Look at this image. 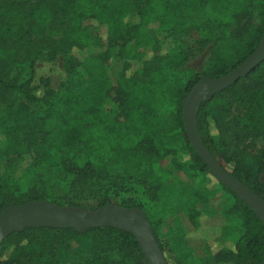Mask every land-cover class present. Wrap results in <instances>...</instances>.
I'll return each instance as SVG.
<instances>
[{"label":"trees","instance_id":"trees-1","mask_svg":"<svg viewBox=\"0 0 264 264\" xmlns=\"http://www.w3.org/2000/svg\"><path fill=\"white\" fill-rule=\"evenodd\" d=\"M185 1L0 0V130L22 137L6 136L2 144L0 194L10 189L5 177L11 175L16 200L0 203V211L39 200L22 191L26 176L36 167L63 172L81 184L106 180L112 195L105 197L101 206L141 210L164 256L147 207L158 199L165 170L162 163L169 158L170 168L188 167L228 193L232 202L226 212L239 221L240 234L234 244L221 234L211 235L212 244L205 237L204 264H260L264 260V223L210 173L192 148L181 104L200 80L226 75L253 53L263 32L264 0L257 2L260 19L256 24L244 19L245 0ZM200 9L203 14L198 17ZM161 13L173 34L192 39L201 29L210 31L200 44V48L210 45L202 71L184 69L194 56V47L174 43L173 50L164 47L162 51L158 38L147 34ZM86 23L119 32L125 42L133 41L121 53L123 81L116 89L123 122L98 115L103 92L97 84L106 77L102 61L85 60L74 69L67 68V78L57 88L50 76L36 78L31 67L36 59L52 62L60 55L89 48L93 37ZM148 51L151 56L146 60ZM133 63L136 66L131 69ZM178 73L179 80L173 83ZM169 96L175 99L173 107ZM196 119L210 154L264 200V150L259 153L255 146L258 139L264 141V60L244 78L202 102ZM49 123L60 126L49 127ZM78 123L87 125L85 134ZM26 137L31 139V152L20 144ZM112 177V182L107 181ZM126 191L146 199L129 205L118 202L117 195ZM185 213L189 224L197 227L198 209L189 204ZM94 233L112 237L113 247L91 251ZM85 253L92 254L90 264H147L133 235L110 227L83 233L52 228L12 232L0 243V264H81Z\"/></svg>","mask_w":264,"mask_h":264},{"label":"rangeland","instance_id":"rangeland-1","mask_svg":"<svg viewBox=\"0 0 264 264\" xmlns=\"http://www.w3.org/2000/svg\"><path fill=\"white\" fill-rule=\"evenodd\" d=\"M174 1L179 4L186 3L185 0ZM259 1L261 0L244 1V19L246 22L256 24L259 21L260 16L256 6ZM200 10H197L198 17L202 16L201 13L203 14ZM85 25L89 26L93 37L89 48L85 51H74L67 56L60 55L52 62L36 59L31 67L34 69L36 78L50 76L53 87L57 88L61 82L66 80L67 68L74 69L85 60L102 61L106 67V77L97 84L98 91L103 92V96L99 97L101 106L98 108V115L103 120L123 122L125 115L119 103L116 89L118 84L123 81L122 74H120L124 61L121 58V53L129 49L133 45V41L125 42L120 37L119 32H113L112 30L108 32L107 29L96 27L93 23H86ZM152 28L147 31V34L158 38L161 47H163L162 51H165L164 47L172 49L174 43H183L185 46L194 47V56L189 58L184 65V69L199 72L207 66L210 45L200 48V44L204 42L205 35L210 31L205 32L201 29L194 34L192 39L182 37V33L173 34L169 31V20L162 13L158 15L157 22ZM146 54L144 59L149 60L151 54L149 51ZM135 66L136 63H133L131 69ZM131 69L127 72V75H130ZM179 76L178 73L176 75L177 79L172 82H178ZM167 100L169 106L173 107L175 99L169 96ZM15 104L18 105L19 102L16 101ZM2 110L3 106H0V119ZM49 124V127L54 128L56 125L60 126L58 123ZM77 126L85 134L87 125L78 123ZM6 136L9 138H22L14 136V132L6 133L0 130V153ZM19 141L31 152V139L26 137ZM255 146L260 153L264 150V141L258 139ZM168 159L162 163L165 170H162L163 182L158 199L156 202L150 201L153 204L147 207V210H149L148 218L155 226L157 236L164 249V256L170 264H204L206 259L205 237L206 239L210 238L208 241L212 244L210 242L211 235L221 234L234 244L240 234L237 217L226 212L231 205V197L222 188L216 187L211 178L213 183L208 182L207 176H200L189 170L188 167L170 168ZM112 179L113 177L107 181L112 182ZM10 180L11 175L5 177V182L8 183L7 186L10 189H6L0 194V203L12 204L16 200V193L12 194L14 188L11 186ZM25 182L26 185L22 188V191L26 197L38 198L44 201L53 200L63 205L62 207H70L68 205L72 204L75 207L71 208L94 210L102 207L101 204L105 197L112 195V189H108L109 186L106 180L81 184L73 176H65L63 172H56L49 167H36L26 176ZM140 199L135 198L133 193L127 191L122 195H117V201L125 205H129L131 201L137 203V201H141ZM189 204L194 205L199 211L200 216L197 227L190 225L185 218V207ZM111 240H113L112 237L107 234L94 233L93 240H91V251L110 249L113 247ZM82 257L81 264H90L92 254L85 253Z\"/></svg>","mask_w":264,"mask_h":264},{"label":"water","instance_id":"water-1","mask_svg":"<svg viewBox=\"0 0 264 264\" xmlns=\"http://www.w3.org/2000/svg\"><path fill=\"white\" fill-rule=\"evenodd\" d=\"M264 60V27L260 41L243 63L216 79L204 78L182 100V120L192 148L210 173L237 195L264 223V200L233 178L204 146L197 129V111L209 97L230 87ZM110 227L130 233L135 238L147 264H167L145 214L137 208L105 205L94 210L62 207L44 200L8 206L0 211V243L12 232L25 228L72 229L83 233ZM264 264V260L260 263Z\"/></svg>","mask_w":264,"mask_h":264}]
</instances>
